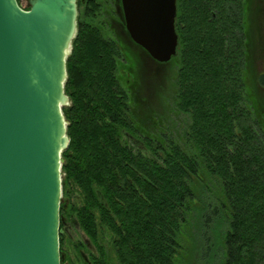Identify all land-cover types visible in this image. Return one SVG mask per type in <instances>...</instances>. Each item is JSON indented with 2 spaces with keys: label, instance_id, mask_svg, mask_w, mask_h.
Returning <instances> with one entry per match:
<instances>
[{
  "label": "trees",
  "instance_id": "trees-1",
  "mask_svg": "<svg viewBox=\"0 0 264 264\" xmlns=\"http://www.w3.org/2000/svg\"><path fill=\"white\" fill-rule=\"evenodd\" d=\"M251 13V0L179 2L177 53L161 65L176 72L170 94L187 117L184 143L142 128L134 83L119 71L123 63L136 78V51L75 36L63 201L75 191L89 235L97 219L113 229L115 264H264V104L257 119ZM209 210L223 225L210 260L206 238L192 234Z\"/></svg>",
  "mask_w": 264,
  "mask_h": 264
},
{
  "label": "water",
  "instance_id": "water-1",
  "mask_svg": "<svg viewBox=\"0 0 264 264\" xmlns=\"http://www.w3.org/2000/svg\"><path fill=\"white\" fill-rule=\"evenodd\" d=\"M0 0V264H62L67 58L77 0ZM134 42L158 62L178 49L177 0H123Z\"/></svg>",
  "mask_w": 264,
  "mask_h": 264
},
{
  "label": "flooded vegetation",
  "instance_id": "flooded-vegetation-1",
  "mask_svg": "<svg viewBox=\"0 0 264 264\" xmlns=\"http://www.w3.org/2000/svg\"><path fill=\"white\" fill-rule=\"evenodd\" d=\"M186 4L192 2H217L223 0H177ZM263 3V4H262ZM263 5L260 10V5ZM251 28H250V56L253 94L255 98L254 112L259 118L258 107L264 104V27L260 28L259 14L264 9V0H251ZM78 18L77 33L86 41L93 35L102 36L118 45L133 44L141 52L142 47L134 42L127 27L123 0H77ZM264 13V12H263ZM177 16V15H176ZM215 16V13H213ZM264 18V16H263ZM176 24V21H175ZM122 48V49H123ZM153 59V58H152ZM161 66V63L153 60ZM264 117V113H263ZM134 140V139H133ZM135 141V140H134ZM63 212L60 207V252L62 264H115L114 232L105 222L97 219L92 235H89L81 225L73 210L74 202L78 203V196L73 191L70 200L63 201Z\"/></svg>",
  "mask_w": 264,
  "mask_h": 264
},
{
  "label": "rangeland",
  "instance_id": "rangeland-1",
  "mask_svg": "<svg viewBox=\"0 0 264 264\" xmlns=\"http://www.w3.org/2000/svg\"><path fill=\"white\" fill-rule=\"evenodd\" d=\"M20 4L24 8L29 6L27 0H20ZM262 4L260 5L261 9L263 7ZM263 12L264 9L262 10V13L259 14L260 28L264 27ZM125 48L134 50L138 53L136 65L134 63L133 65L131 64L135 67L134 71H136V78L135 73L131 74L128 68H125L123 63H120L119 71L124 79H130V83H134L133 91H136L135 94L138 97L139 104L137 103L135 107L132 105V107L138 116V120L143 126L142 128H151L157 131L165 130L167 133L173 132V137H175L181 143H184L185 140L183 138V133L185 131L187 117L186 115H179L177 107L175 106L173 98L171 97L172 94H170L173 74L176 73L172 68L173 66L170 64L160 66L153 61L154 59H152L151 56L147 55L143 51L141 52V50L138 47H135L133 44H125L123 50ZM125 64L127 63L125 62ZM148 118H150L151 121H147ZM140 137L141 136H139V138ZM206 216L209 217V221L201 223L195 222L192 234L193 236L200 234L206 238L208 245L205 248L208 253L207 259L210 260L212 254L214 253L213 244L219 239L220 230L223 225L221 222H219L217 217L212 214V210H209L208 213H205V217ZM205 219L207 220V218ZM195 259L194 264H196Z\"/></svg>",
  "mask_w": 264,
  "mask_h": 264
}]
</instances>
